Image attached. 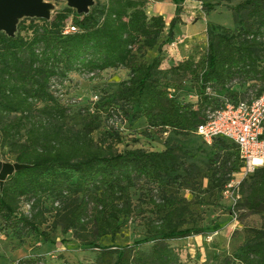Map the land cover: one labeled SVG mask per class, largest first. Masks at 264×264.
Returning a JSON list of instances; mask_svg holds the SVG:
<instances>
[{
  "label": "trees",
  "instance_id": "1",
  "mask_svg": "<svg viewBox=\"0 0 264 264\" xmlns=\"http://www.w3.org/2000/svg\"><path fill=\"white\" fill-rule=\"evenodd\" d=\"M171 2L176 9L168 26L163 16L147 13L149 0H95L86 16L65 8L49 22L23 20L15 38L0 33V155L7 151L13 163L29 166L0 189V221L16 239L34 232L50 243V234L41 230L47 225L51 232L71 233L81 247L97 249L91 264H178L167 243L205 233L182 192H198L192 200L197 205L203 193L223 196L244 163L234 142L216 137L208 144L197 130L226 101L236 104L263 93L264 0L236 5V29L210 25L207 50L166 69L164 49L182 23L185 0ZM68 25L76 32L65 34ZM155 49L152 62L143 61ZM121 69L129 77L114 92L97 90L85 104L74 106L77 101L68 96L73 76L94 81ZM186 89L196 102L179 98ZM117 120H143L147 134L200 137L209 147L205 166L188 163L186 158L196 155L176 144L163 151H121ZM139 184L149 192L141 194L137 206L130 192ZM239 194L236 210L259 216L262 224L249 230L232 260L214 259L218 264H264V167L241 183ZM25 203L28 211L22 209ZM146 213L151 215L145 238L133 249L97 243L114 239L124 221ZM145 244H152L148 254L139 250ZM41 262L31 257L15 264Z\"/></svg>",
  "mask_w": 264,
  "mask_h": 264
},
{
  "label": "rangeland",
  "instance_id": "2",
  "mask_svg": "<svg viewBox=\"0 0 264 264\" xmlns=\"http://www.w3.org/2000/svg\"><path fill=\"white\" fill-rule=\"evenodd\" d=\"M243 1L245 0H185L180 5L182 7V23L176 26L173 41L164 49L166 56L164 68L168 69L190 55L199 58L207 50V30L210 25L222 26L231 30L236 29L233 8ZM204 4H211L215 7L208 11L203 8ZM57 6L59 10L66 8L64 3H58ZM175 9L176 6L171 0H159L158 2L149 0L147 13L150 16H163L168 26L175 16ZM167 32L168 29L162 40L165 39ZM156 55L157 49L147 51L142 59L151 63ZM128 77V71L123 69L107 71L94 81L89 80L88 77L73 76L68 96L72 98V101L76 100L77 104L74 106L79 107L85 104L97 90L114 92L117 85L121 81L127 80ZM188 90L180 92L179 98L185 103L196 102L193 94ZM76 110L77 108L73 112L76 113ZM75 122L79 124V119H76ZM115 124V129L123 135V144L119 145L121 151L126 148L163 151L167 144H176L196 155L195 158H186L188 163H196L202 168L206 164L205 150H209V147L205 146L198 136L184 138L173 134L161 135L154 131L152 134H147L146 124L143 120L136 122L117 120ZM98 136L95 135V138ZM2 159L5 162L13 163V159L7 151L2 153ZM207 187L208 183L205 182L203 190ZM148 192L149 188L146 185L139 184L138 188L130 192L134 204L139 206L141 194ZM197 194L199 193L182 192V195L191 201L193 218L198 225L205 228V233L200 236L170 241L167 245L178 257V264H218L214 259L215 256L232 260L246 241L249 230L261 226V218L247 212L244 213V211H237V205L233 208V200L229 195L224 194L217 197L203 193L201 194L203 203L197 205L192 202ZM143 208H147V206L143 205ZM22 209L28 211L29 206L25 203ZM231 209L232 211H230ZM150 215V213H146L124 221L118 236L114 239L102 238L97 243L102 248L130 247L133 249L137 241L145 238L146 218ZM41 230L50 234V243L43 241L39 234L34 232L26 233L22 239L18 240L9 227L0 221V264H15L31 257L42 259L40 264H91L96 262L99 251L81 247L78 241H74L71 233L65 236L59 230L51 232L47 225L43 226ZM62 240H66L67 243H63ZM151 247L152 244H145L140 246L139 250L148 254Z\"/></svg>",
  "mask_w": 264,
  "mask_h": 264
},
{
  "label": "built area",
  "instance_id": "3",
  "mask_svg": "<svg viewBox=\"0 0 264 264\" xmlns=\"http://www.w3.org/2000/svg\"><path fill=\"white\" fill-rule=\"evenodd\" d=\"M76 29L68 25L65 34H72ZM175 47V45H172ZM93 101L98 97L94 96ZM264 90L259 97H252L239 103L226 101L224 107L209 113L207 122L199 126L197 135L211 144L216 137H223L234 142L244 163L241 171L226 186L225 195L233 200V208L240 199L239 186L256 169L264 167Z\"/></svg>",
  "mask_w": 264,
  "mask_h": 264
},
{
  "label": "water",
  "instance_id": "4",
  "mask_svg": "<svg viewBox=\"0 0 264 264\" xmlns=\"http://www.w3.org/2000/svg\"><path fill=\"white\" fill-rule=\"evenodd\" d=\"M58 3H64L66 8L74 10L79 16H86L95 5V0H0V33L15 38L18 26L25 19L49 22L59 10ZM26 168L29 166L3 161L0 155V189L8 178Z\"/></svg>",
  "mask_w": 264,
  "mask_h": 264
}]
</instances>
